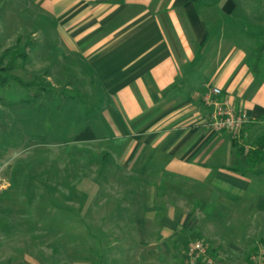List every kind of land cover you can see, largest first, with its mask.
I'll return each mask as SVG.
<instances>
[{
	"label": "crops",
	"instance_id": "crops-1",
	"mask_svg": "<svg viewBox=\"0 0 264 264\" xmlns=\"http://www.w3.org/2000/svg\"><path fill=\"white\" fill-rule=\"evenodd\" d=\"M34 3L66 21L76 52L89 55L109 95L107 136L122 138L123 165L146 182L107 264H176L194 235L226 255L264 243V156L251 162L264 137V76L257 82L249 66L264 45V0ZM213 87L252 117L237 135L210 127L204 95ZM218 228L229 232L222 240Z\"/></svg>",
	"mask_w": 264,
	"mask_h": 264
},
{
	"label": "rangeland",
	"instance_id": "rangeland-1",
	"mask_svg": "<svg viewBox=\"0 0 264 264\" xmlns=\"http://www.w3.org/2000/svg\"><path fill=\"white\" fill-rule=\"evenodd\" d=\"M34 1L0 0V66L12 59L1 58L4 50L25 48L28 58L24 65L18 58L13 74L40 75L56 91L79 89L100 109L87 116L84 103L59 93L31 102L25 88H0V264H107L121 252L113 240L128 232L120 226L137 220L146 182L123 165L122 138L107 136L109 95L89 55L76 52L66 21L48 19ZM216 233L222 240L229 232ZM195 239L204 238L192 236L174 263L184 264ZM248 253L211 248V264H248Z\"/></svg>",
	"mask_w": 264,
	"mask_h": 264
},
{
	"label": "trees",
	"instance_id": "trees-1",
	"mask_svg": "<svg viewBox=\"0 0 264 264\" xmlns=\"http://www.w3.org/2000/svg\"><path fill=\"white\" fill-rule=\"evenodd\" d=\"M263 51H264V45H260L257 49L254 50V52L251 55V59L249 60L250 69L253 72L257 82H260L264 76L262 70V64L264 60ZM6 57H12V59L9 61L8 65L0 66V88L5 87L11 83L16 84L22 88H25L29 92V96L33 98L32 100H30L31 102H33L39 95H42L44 93H52V94L59 93L69 100H79L82 103H84L87 109L86 110L87 116H90L95 110V103L91 102L87 93L82 92L79 89H74V90L63 89L62 91H56L53 89L54 86L52 85V83L45 82L42 79V76L40 75H35L33 76L32 79H25L22 76L13 74L11 71L18 66L16 62L18 58L22 59L21 61L23 65L28 58V52L26 51L25 48L15 47L13 50L8 48L4 50L1 54L2 59ZM256 145L257 147L254 148L251 156V162L253 164L260 161L264 156V152H263L264 137L259 138L257 140ZM256 173L264 174V170H258L256 171Z\"/></svg>",
	"mask_w": 264,
	"mask_h": 264
},
{
	"label": "built area",
	"instance_id": "built-area-1",
	"mask_svg": "<svg viewBox=\"0 0 264 264\" xmlns=\"http://www.w3.org/2000/svg\"><path fill=\"white\" fill-rule=\"evenodd\" d=\"M204 103L210 110L209 125L216 131L238 134L253 119L244 110L234 106L224 95L222 88L213 87L204 95ZM211 246L204 239H195L184 249V264H211ZM248 264H264V243L255 246Z\"/></svg>",
	"mask_w": 264,
	"mask_h": 264
}]
</instances>
